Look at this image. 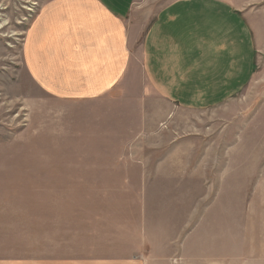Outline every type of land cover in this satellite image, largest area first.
<instances>
[{
  "label": "rangeland",
  "instance_id": "1",
  "mask_svg": "<svg viewBox=\"0 0 264 264\" xmlns=\"http://www.w3.org/2000/svg\"><path fill=\"white\" fill-rule=\"evenodd\" d=\"M173 1H135L134 46ZM227 1L252 48L203 104L154 96L135 66L123 99L56 98L21 59L37 0H0V252L264 264V208L248 193L264 183V0Z\"/></svg>",
  "mask_w": 264,
  "mask_h": 264
},
{
  "label": "crops",
  "instance_id": "2",
  "mask_svg": "<svg viewBox=\"0 0 264 264\" xmlns=\"http://www.w3.org/2000/svg\"><path fill=\"white\" fill-rule=\"evenodd\" d=\"M135 1L37 0L34 16L24 28L21 59L25 69L56 98L123 99L124 80L135 66L160 99H171L173 92L185 89V97H177L181 101L216 102L219 68L235 69L236 55L246 57L252 48L251 30L235 7L227 0L173 1L149 22L141 44L134 46L139 33L129 20ZM248 193L256 194L250 198L252 207L264 208L259 197L264 183L251 185ZM27 253L0 252V264H124L78 256L76 251Z\"/></svg>",
  "mask_w": 264,
  "mask_h": 264
}]
</instances>
